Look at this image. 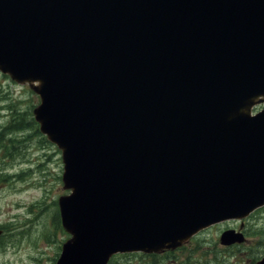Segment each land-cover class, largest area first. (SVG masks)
I'll return each mask as SVG.
<instances>
[{
    "label": "water",
    "instance_id": "95a60500",
    "mask_svg": "<svg viewBox=\"0 0 264 264\" xmlns=\"http://www.w3.org/2000/svg\"><path fill=\"white\" fill-rule=\"evenodd\" d=\"M0 69L39 81L63 148L57 264L176 246L264 203V0H0Z\"/></svg>",
    "mask_w": 264,
    "mask_h": 264
},
{
    "label": "rangeland",
    "instance_id": "374dc122",
    "mask_svg": "<svg viewBox=\"0 0 264 264\" xmlns=\"http://www.w3.org/2000/svg\"><path fill=\"white\" fill-rule=\"evenodd\" d=\"M39 103L31 85L0 73V264H55L72 237L59 219L58 198L71 192L62 152L39 130ZM225 225L183 242L171 255L118 253L111 264H261L264 209L246 222V242L229 250L219 242Z\"/></svg>",
    "mask_w": 264,
    "mask_h": 264
},
{
    "label": "flooded vegetation",
    "instance_id": "af4514ba",
    "mask_svg": "<svg viewBox=\"0 0 264 264\" xmlns=\"http://www.w3.org/2000/svg\"><path fill=\"white\" fill-rule=\"evenodd\" d=\"M240 227H243V225L235 226L234 228L238 230ZM243 229H244V228H243Z\"/></svg>",
    "mask_w": 264,
    "mask_h": 264
}]
</instances>
